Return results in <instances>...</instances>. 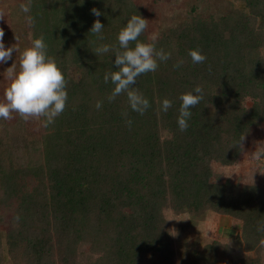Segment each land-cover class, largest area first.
Returning a JSON list of instances; mask_svg holds the SVG:
<instances>
[{"label":"trees","instance_id":"obj_1","mask_svg":"<svg viewBox=\"0 0 264 264\" xmlns=\"http://www.w3.org/2000/svg\"><path fill=\"white\" fill-rule=\"evenodd\" d=\"M238 1L218 17L191 6L184 20L158 34L157 50L171 58L133 86L150 102L144 115L131 110L126 94L109 102L114 85L103 77L118 70L114 52H93L102 44L119 47L118 33L131 16L146 19L141 3L19 1L30 3L21 14L30 41L43 35L67 80L68 100L47 128L40 121L30 129L19 115L12 125L0 119V264H140L148 254L173 264L165 208L231 217L252 253L236 257L212 240L182 251L178 264H261L264 188L215 180L212 168L237 163L251 130L264 127V0ZM96 19L103 40L90 32ZM139 40L152 42L146 30ZM193 49L204 63L192 62ZM196 86L203 100L180 131L179 97ZM164 99L172 101L167 112Z\"/></svg>","mask_w":264,"mask_h":264},{"label":"clouds","instance_id":"obj_2","mask_svg":"<svg viewBox=\"0 0 264 264\" xmlns=\"http://www.w3.org/2000/svg\"><path fill=\"white\" fill-rule=\"evenodd\" d=\"M20 9L24 13H29L30 3L21 4ZM91 11L96 17L102 15L96 8ZM5 16V10L0 9V20H3ZM27 22L34 25L35 20L32 16H28ZM148 22L140 15H132L118 33V48L102 44L93 51L97 56L109 51L114 52V64L118 70L108 71L103 77L105 84L111 81L114 85L108 96L109 102L114 101L121 94H126L131 110L140 115H144L151 105L143 93L133 87L137 78L149 72H155L159 67V62H165L171 58L170 53H166L163 49L157 50L155 41L158 34H152L150 37L152 42L139 40L147 29ZM103 29L104 25L96 19L90 32L99 40H103ZM4 35L3 28H0V64L9 61L13 51H18L16 44L5 47ZM15 38L17 40V37ZM188 54L194 64H201L206 60V56L199 49L189 50ZM182 63L183 61H179L173 67L179 68ZM4 74L10 83L4 91V100L0 101V119L10 120L15 113L25 122L35 119L41 121L43 127L47 128L54 124L55 120L65 111L68 100L67 80L55 58L47 54V45L43 35L33 39L31 46L20 53L18 70L16 63H13ZM179 100L181 104L177 123L180 131H186L189 126L188 120L192 115L190 109L195 108L203 100L202 87L196 86L193 91L181 94ZM101 107L102 102L97 101L96 108L99 110ZM171 107V100L162 101V111L167 112ZM123 115L127 117L126 112ZM126 124L131 129L132 120L127 119ZM243 139L244 137L241 138L239 144ZM253 157L256 159L264 157V149L255 151ZM19 219V215L14 217L16 222ZM258 231H264V226L258 227ZM261 244H264V240Z\"/></svg>","mask_w":264,"mask_h":264},{"label":"rangeland","instance_id":"obj_3","mask_svg":"<svg viewBox=\"0 0 264 264\" xmlns=\"http://www.w3.org/2000/svg\"><path fill=\"white\" fill-rule=\"evenodd\" d=\"M20 0H0V9H4L6 16L0 20V28L4 30L3 42L5 47L16 44L17 52L13 51L12 58L6 63L0 64V101L4 100V91L10 81L5 71L16 63L19 66V55L31 46L30 34L21 17ZM145 7L148 27V38L152 34H159L167 27L173 26L185 19L189 7L193 6L196 13L218 17L228 12L232 7L240 5L238 0H136ZM17 37V40L16 38ZM264 53V49H263ZM250 105V102H247ZM17 115L7 120L14 124ZM40 121L29 120L30 129H38ZM264 149V127H254L243 142V151L237 163L231 166L212 163L215 172L214 179L232 182L252 183L264 188V157H253L255 151ZM164 215L168 223V230L172 237L175 256L173 264H178L179 255L182 251H194L203 247L204 244L218 240L232 248V255L236 257L251 256L243 248L242 239L239 236V228L236 221L231 217L218 214L213 211H205L199 214L182 212L175 213L170 208L164 209ZM140 264H167L155 254L143 257ZM261 264H264V249L261 256Z\"/></svg>","mask_w":264,"mask_h":264}]
</instances>
